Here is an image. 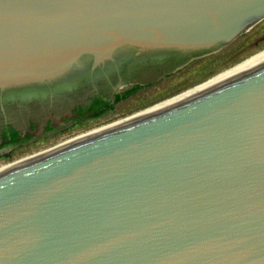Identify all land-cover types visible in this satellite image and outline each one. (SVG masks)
<instances>
[{
  "label": "water",
  "instance_id": "obj_1",
  "mask_svg": "<svg viewBox=\"0 0 264 264\" xmlns=\"http://www.w3.org/2000/svg\"><path fill=\"white\" fill-rule=\"evenodd\" d=\"M125 51L215 54L169 80L181 93L1 174L0 264H264V0H0V93ZM29 93L5 107L17 126L51 103Z\"/></svg>",
  "mask_w": 264,
  "mask_h": 264
},
{
  "label": "flooded vegetation",
  "instance_id": "obj_2",
  "mask_svg": "<svg viewBox=\"0 0 264 264\" xmlns=\"http://www.w3.org/2000/svg\"><path fill=\"white\" fill-rule=\"evenodd\" d=\"M211 54H215V52H192L189 54L171 52L137 55L133 51H125L117 57L116 62L109 63L104 68L94 72L91 71L90 67L82 74L62 83L0 93V110L4 118L0 124V143L7 137L12 139L13 136L24 137L34 133L38 134L28 142L0 149V159H10L7 157L9 154L35 140H45L50 136L61 135L62 138L59 140L66 141L69 140L68 138L76 137V135L70 137L68 133L71 131L79 130V134H82L83 130H90L132 116L163 102L181 93L186 86L191 84L188 80L183 83L169 82V80L175 77L179 78L177 80H182L181 72L185 71V68ZM184 76H188V73H185ZM206 77L207 75L204 78ZM31 90H35L39 94L33 96L35 101L46 100L51 103L48 108L46 106V112L42 114L40 119L29 117L24 127L17 126L14 121L9 120L6 116L5 107L12 102L18 104L19 101L32 99L26 95ZM12 92L16 96H10ZM70 93H75L76 96H74V103L69 108L65 102L53 106V99L62 97H64L62 99H67L65 96ZM29 94L32 95V93ZM87 114H94V116L68 123L61 122L53 131H42L58 123L65 116L74 117Z\"/></svg>",
  "mask_w": 264,
  "mask_h": 264
},
{
  "label": "rangeland",
  "instance_id": "obj_3",
  "mask_svg": "<svg viewBox=\"0 0 264 264\" xmlns=\"http://www.w3.org/2000/svg\"><path fill=\"white\" fill-rule=\"evenodd\" d=\"M111 123H113V122H110L108 124H111ZM108 124H106V125H108ZM102 126H105V125L103 124ZM102 126L91 128L90 130H88V129L83 130V132H81L82 134H79L80 133L79 130L71 131L68 134L70 135V137H71V135L72 136L76 135V137H78L80 135L87 134L88 131L90 132V131L98 129V128L102 127ZM77 134H79V135H77ZM67 137H69V136H67ZM76 137H73V138H76ZM60 138H62L61 135L50 136L49 138H46L45 140H43V139L35 140L34 142L30 143L29 145H27L25 147H22V148H18L17 150H15L11 154H9L7 157L10 158V159H8V160L0 159V164L3 165L2 163L6 164L7 162H12L13 160H15V159L18 160L19 158L22 159L23 157L25 158V157H27L29 155H32L34 153L39 152L40 150L42 151V149L45 150V149H48L49 147H53V146H56V145H58L60 143H65V142L69 141V140L62 141L63 139L59 140ZM68 139H70V138H68ZM56 140H59V141H56ZM60 141H62V142H60Z\"/></svg>",
  "mask_w": 264,
  "mask_h": 264
},
{
  "label": "bare ground",
  "instance_id": "obj_4",
  "mask_svg": "<svg viewBox=\"0 0 264 264\" xmlns=\"http://www.w3.org/2000/svg\"><path fill=\"white\" fill-rule=\"evenodd\" d=\"M105 126H107V125L105 124ZM105 126H102V127L98 128V129H95V130H92L90 132L88 131L87 134L80 135V136H78L76 138H73V139L71 138V140L69 139V141H67L65 143H60V144H58L56 146L49 147L48 149L39 151V152L34 153L32 155H29V156H27L25 158L23 157L22 159L14 160L12 162L3 164V165L0 166V175L5 173V172H7V171H10V170H12V169H14V168H16V167H18L20 165H23V164H25V163H27L29 161H32V160H34V159H36L38 157H41V156H43V155H45L47 153H50V152H52V151H54L56 149H59V148H61L63 146H66V145L72 143V142H75V141H77V140H79V139H81V138H83V137H85V136H87V135H89V134H91V133L103 128V127H105Z\"/></svg>",
  "mask_w": 264,
  "mask_h": 264
},
{
  "label": "trees",
  "instance_id": "obj_5",
  "mask_svg": "<svg viewBox=\"0 0 264 264\" xmlns=\"http://www.w3.org/2000/svg\"><path fill=\"white\" fill-rule=\"evenodd\" d=\"M94 114H90V115H76L74 117H64L61 121H59L58 123H55L53 126L47 127L42 131H53L55 128H57L58 124H60L61 122L63 123H68L71 121H78L81 119H86L89 117H93ZM36 135H38L37 133L31 134V135H27L24 137H18V136H13L12 139H9V137L5 138V140L0 143V149L6 147V146H11V145H20L22 143L28 142L32 139H34L36 137Z\"/></svg>",
  "mask_w": 264,
  "mask_h": 264
}]
</instances>
